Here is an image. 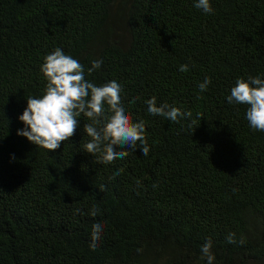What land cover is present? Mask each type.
I'll return each instance as SVG.
<instances>
[{
    "label": "trees",
    "instance_id": "trees-1",
    "mask_svg": "<svg viewBox=\"0 0 264 264\" xmlns=\"http://www.w3.org/2000/svg\"><path fill=\"white\" fill-rule=\"evenodd\" d=\"M210 3L206 14L195 0H0V264H207L209 239L213 264H264V132L227 101L238 78L264 79V0ZM56 48L89 81L122 85L146 157L139 143L110 164L88 153L83 115L55 151L17 135ZM153 96L191 117L151 115Z\"/></svg>",
    "mask_w": 264,
    "mask_h": 264
},
{
    "label": "clouds",
    "instance_id": "clouds-1",
    "mask_svg": "<svg viewBox=\"0 0 264 264\" xmlns=\"http://www.w3.org/2000/svg\"><path fill=\"white\" fill-rule=\"evenodd\" d=\"M194 7L203 13H212L210 0H195ZM102 60H93L88 74L99 69ZM41 73L46 81L44 92L39 97L29 96L27 107L19 120L24 128L18 136L27 138L32 144L48 151H55L61 144L69 141L79 126V117L83 115L90 123H85L83 131L90 138L84 145L90 154L102 152L104 163L125 159L128 150H136L140 144L143 156L149 154L143 120L134 122L122 99L123 87L113 80L98 86L85 77V68L77 59L56 48L44 58ZM179 71H189L188 65H181ZM211 78L199 84L201 92L208 89ZM229 103L246 106V119L253 130L264 132V79L249 76L247 80L238 78L227 97ZM134 102V101H133ZM148 112L153 116H162L172 122L179 118L191 117L192 113L183 112L168 104L157 106L153 96L146 101ZM118 169L114 175H119ZM92 215H96L93 210ZM103 225L92 226L90 247L95 250L101 239ZM235 234H229L228 242L234 243ZM242 242V241H241ZM209 239L202 247V258L207 264H213L215 256L211 252Z\"/></svg>",
    "mask_w": 264,
    "mask_h": 264
}]
</instances>
